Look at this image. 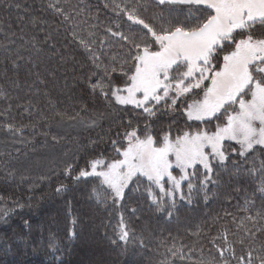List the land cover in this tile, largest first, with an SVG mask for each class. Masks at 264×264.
Instances as JSON below:
<instances>
[{"label":"trees","instance_id":"trees-1","mask_svg":"<svg viewBox=\"0 0 264 264\" xmlns=\"http://www.w3.org/2000/svg\"><path fill=\"white\" fill-rule=\"evenodd\" d=\"M57 2L71 19L48 7ZM114 3L145 6L147 10L141 7L139 12L147 22L162 10L155 0H0V90L8 95V99L0 97V209L15 208L7 222L0 221V264H222L225 233L235 248L236 258L225 252L229 264H239L238 257L249 250L256 257V250L264 247V220L246 217H255L264 208V200L258 193L252 197L255 184L247 179L230 177L217 168L219 186L209 185V199L205 201L203 193L194 194L189 204L177 196L171 217L152 205L144 192L146 182H141L138 192H129L121 206L111 200L97 203L92 197L97 178L73 180L101 153L108 159L118 158L111 141L118 132L122 138L129 120L143 127L147 119L131 106L108 107L89 87L103 76V66L111 63L113 55L119 58L127 52L124 41L107 30L125 35L141 32L142 26L129 27L131 22L114 10ZM187 13L184 7L174 15L183 20ZM79 39L95 41L92 48L101 68L95 67ZM17 52L24 60L13 68ZM115 82H121L119 76ZM92 120L97 121L95 127L88 126ZM149 123L154 135L170 125L176 135L189 129H212L217 121L190 122L180 106L171 112L161 105ZM7 124L21 132L14 135L4 127ZM256 157L258 165L264 156L257 153ZM235 160L232 156L228 161L232 171ZM68 164L73 167L70 175L63 171ZM61 184L67 188L57 193ZM246 194L255 200L247 211ZM121 213L130 238L127 245H113L110 240L115 238ZM74 218L76 236L69 239ZM249 231L255 235L249 237ZM53 241L60 249L55 253L59 260L49 247ZM6 244L10 250H5Z\"/></svg>","mask_w":264,"mask_h":264},{"label":"snow or ice","instance_id":"snow-or-ice-1","mask_svg":"<svg viewBox=\"0 0 264 264\" xmlns=\"http://www.w3.org/2000/svg\"><path fill=\"white\" fill-rule=\"evenodd\" d=\"M155 5L162 10L154 12L152 22H147L139 12L145 6L113 4L114 10L131 22L129 27L142 26L141 32L125 35L109 28L107 31L112 36L119 37L128 46L127 52L119 58L113 55L111 63L103 66V76L89 83L93 96L99 95L108 107L131 106L147 119L143 127L133 126L129 120L122 138L118 132L117 139L111 141L118 158L108 159L101 153L89 160L88 167L82 168L73 180L97 178L99 184L92 189L97 203L111 200L121 206L129 192H138L141 182H146L144 192L152 205L157 211H167L171 217L177 207V196L189 204L194 194L203 193L204 200L209 199V185L219 186L218 168L230 177L254 183L252 197L258 193L264 200V159L256 163L257 153L264 156V0H155ZM48 7L65 20L71 19L58 2ZM184 7L188 13L180 20L174 13ZM32 23L35 25L36 18ZM94 43L79 39L99 69L101 65L96 63L99 57L92 48ZM22 60L24 57L17 52L11 61L13 68H19L18 61ZM116 76L120 77V83L115 82ZM0 97L8 99L7 92L0 90ZM161 105L171 112L180 106L189 121L217 123L212 129H189L176 135L170 125L154 135L149 121ZM96 124L92 120L88 126ZM4 127L14 135L21 132L13 124ZM226 142H234L238 147H231L230 143L226 147ZM232 156L238 158L232 161L235 171L228 167ZM72 170L68 164L63 171L70 175ZM66 188L61 184L56 191L60 193ZM254 203L246 194L244 210ZM16 207L22 209L24 205ZM14 211L15 208L0 209V221L7 222ZM135 211L133 208L132 212ZM257 218L264 220V208L255 217H246ZM72 224L69 239L76 236L75 218ZM248 234L255 235L251 231ZM114 237L110 240L113 245L121 242L127 245L129 241L130 230L123 213ZM222 238L224 247L220 249V258L222 264H229L225 252L236 258L235 248L226 233ZM239 244L243 246L245 240L241 239ZM49 247L59 260L55 255L60 251L58 245L53 241ZM10 248L11 245H5V250ZM170 251L173 256L177 255V251ZM256 251L259 253L256 257L252 250L238 257L239 264L257 261L264 264V247Z\"/></svg>","mask_w":264,"mask_h":264},{"label":"rangeland","instance_id":"rangeland-1","mask_svg":"<svg viewBox=\"0 0 264 264\" xmlns=\"http://www.w3.org/2000/svg\"><path fill=\"white\" fill-rule=\"evenodd\" d=\"M192 121H195V120H192ZM191 122V121H190ZM198 122V121H197ZM229 143V142H226V144ZM230 143H234V142H230Z\"/></svg>","mask_w":264,"mask_h":264}]
</instances>
